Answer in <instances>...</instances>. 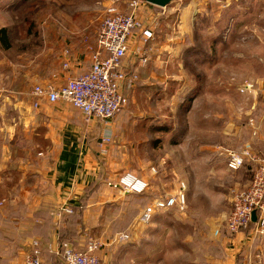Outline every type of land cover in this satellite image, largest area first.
<instances>
[{
    "label": "rangeland",
    "instance_id": "1",
    "mask_svg": "<svg viewBox=\"0 0 264 264\" xmlns=\"http://www.w3.org/2000/svg\"><path fill=\"white\" fill-rule=\"evenodd\" d=\"M115 1L0 0V27L10 30L9 51L2 53L7 58L14 60L23 47L35 52L41 31H58L66 23L97 33L106 10L115 6L140 24L126 59L141 66L155 62L165 83L164 95L155 94L162 101L149 103L148 112L158 118L162 139L152 151L123 149L110 156L107 146L102 149L101 174L69 207V217L58 220L70 230L78 227L83 247L89 238L102 245L101 252L135 243L132 250L146 258L141 264H229L236 258L264 264V232L247 238L250 229L237 235L227 229L236 199L264 171V0H173L164 9L140 0ZM22 17L34 21L30 34L24 27L11 31ZM143 30L152 39H141ZM49 40L60 43L55 34ZM137 80L127 84L134 87ZM230 155L241 161L236 170L227 167ZM131 177L146 188L134 192ZM169 198L176 199V209L156 211L153 221L142 222L145 209ZM11 200V206L18 201ZM5 203L1 197L0 208ZM11 233L0 230V238Z\"/></svg>",
    "mask_w": 264,
    "mask_h": 264
},
{
    "label": "crops",
    "instance_id": "2",
    "mask_svg": "<svg viewBox=\"0 0 264 264\" xmlns=\"http://www.w3.org/2000/svg\"><path fill=\"white\" fill-rule=\"evenodd\" d=\"M72 26L66 23L58 31H41L42 41L36 51L23 47L14 60L2 55L9 48L0 44V198L7 200L0 208V230L12 231L10 236L0 238V247L15 248L11 252L0 248V261L7 264H25L35 243L41 264H63L64 247L81 251L83 235L78 227L71 231L69 223L58 220L59 207H74L97 180L106 146L109 155L114 156L123 149L152 151L162 139L158 118L148 113L152 108L149 103L155 106L153 103L162 101V95L155 94L165 91L163 76H157L153 61L141 66L139 60L128 61L125 57L122 65L135 71L138 82L135 88L127 82L120 84L126 104L108 125L97 119L87 121L78 109L63 102L50 104L43 99L37 109L32 106L33 87H59L89 71L87 45L95 44L97 33L85 25V30ZM52 34L60 38L58 46L49 40ZM130 46L131 40L127 54ZM147 133L154 135L153 140H148ZM106 137L111 142L102 145ZM11 199L18 201L11 206ZM135 246L111 245L96 254L102 264H141L146 258L132 250ZM235 262L243 263L242 258H236L229 264Z\"/></svg>",
    "mask_w": 264,
    "mask_h": 264
},
{
    "label": "built area",
    "instance_id": "3",
    "mask_svg": "<svg viewBox=\"0 0 264 264\" xmlns=\"http://www.w3.org/2000/svg\"><path fill=\"white\" fill-rule=\"evenodd\" d=\"M119 1L116 0L115 2ZM140 1L143 3L142 0ZM139 27L140 24L133 14H123L115 6L108 8L98 29L95 44L93 46L87 45V52L91 61L89 71L69 79L59 87H33L30 92L33 99L32 106L37 109L39 102L43 99H46L50 104L63 102L78 109L87 121L97 119L108 125L126 104V99L120 92V84L135 82L138 78L135 71L127 70L122 62L126 57L133 31ZM142 38L145 42L149 41L152 39V32L143 30ZM102 141V145H105L106 142L110 141V138L106 137ZM226 162L227 167L231 170H236L241 165L240 159L234 155L227 157ZM129 179L133 180L132 183L128 184L127 179L126 184L130 186L134 184L132 186L134 192L140 193L146 188L145 184L136 179L132 177ZM176 206V199L169 198L154 205L155 208L148 207L145 209L140 219L144 224H148L151 222V217L158 211ZM62 213H72L68 204L60 207L59 216ZM253 214L255 215L254 221H252ZM227 229L232 235L250 229L251 233L247 238L264 232V171L256 174L250 190L236 199L228 219ZM127 238L121 237L118 240L125 242ZM101 248L102 245L91 238L88 239L84 251L64 247L62 251L64 264H102L101 259L96 254ZM25 264H41L40 252L36 243L33 245L32 251L26 256Z\"/></svg>",
    "mask_w": 264,
    "mask_h": 264
},
{
    "label": "trees",
    "instance_id": "4",
    "mask_svg": "<svg viewBox=\"0 0 264 264\" xmlns=\"http://www.w3.org/2000/svg\"><path fill=\"white\" fill-rule=\"evenodd\" d=\"M16 1L19 2V3L20 2L21 3H26L27 2L28 4L30 3V0H16ZM31 19H32V17H25V18L22 17V19H19L16 22V26L15 27L17 29L14 30V31L13 30H11V31L12 32H15V31H18L19 32L18 28L21 29V28L24 27V33L30 34L32 32V30L34 29V24H33L34 21H32ZM19 21H21L22 23H19ZM18 32H17V34H19ZM10 41H11L10 40V30L8 28L7 29L6 28L0 29V44H1V46L3 48H5V49L10 48ZM197 89H198V87L193 88V90L190 93L191 97H190L189 100H191L196 95ZM178 140L179 139L177 138L176 139V142ZM67 216L69 217V214L63 213L61 215V218H67ZM71 248H73V247H71ZM73 249H75V248H73ZM75 250H77V249H75ZM84 250H85V246L83 247V249L81 251H84ZM63 264H64V262H63Z\"/></svg>",
    "mask_w": 264,
    "mask_h": 264
},
{
    "label": "water",
    "instance_id": "5",
    "mask_svg": "<svg viewBox=\"0 0 264 264\" xmlns=\"http://www.w3.org/2000/svg\"><path fill=\"white\" fill-rule=\"evenodd\" d=\"M142 1L151 6H155V7L163 8V9L168 7L173 2V0H142ZM254 220H255V215L253 214L252 221Z\"/></svg>",
    "mask_w": 264,
    "mask_h": 264
}]
</instances>
